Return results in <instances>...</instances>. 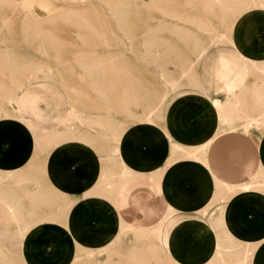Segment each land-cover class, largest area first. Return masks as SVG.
Returning a JSON list of instances; mask_svg holds the SVG:
<instances>
[{
  "label": "crops",
  "instance_id": "obj_1",
  "mask_svg": "<svg viewBox=\"0 0 264 264\" xmlns=\"http://www.w3.org/2000/svg\"><path fill=\"white\" fill-rule=\"evenodd\" d=\"M251 18L264 19V7L245 11L231 26L222 23V38L213 44L217 50L210 53L209 47L195 61L182 63L169 93L172 99L184 93L180 79L185 77L191 91L202 95L201 102L185 104L187 108L178 103L170 110L172 99L166 96L159 129L155 124L132 126L133 136L122 143L123 151L115 150L120 145L113 139L112 153L104 136L93 134L95 143L89 144L78 133L66 134L67 142L76 145L55 149L50 157L91 154L96 159L92 166L64 164L52 172L63 173L54 180L47 170L56 185L47 191L51 205L70 208L63 221H43L26 238V262L84 264L86 254L81 260L79 254L91 250L98 256L92 264H141L134 258L152 264V247L157 245L166 259L159 264H215L234 255L240 264H264V184L259 181L264 175V22L252 26L257 37L250 43L242 30L253 23ZM239 25L241 43L233 35ZM212 91L224 98H210ZM42 94L39 87L26 86L16 107L28 128L52 134L67 119L69 103L62 90L53 89L50 101ZM56 102L68 104L60 110ZM144 129H153L152 134L140 136ZM135 149L139 158L132 153ZM78 204L94 206L98 223L108 212V225H98L94 236L81 234L73 213ZM127 241L131 245L125 247Z\"/></svg>",
  "mask_w": 264,
  "mask_h": 264
},
{
  "label": "rangeland",
  "instance_id": "obj_2",
  "mask_svg": "<svg viewBox=\"0 0 264 264\" xmlns=\"http://www.w3.org/2000/svg\"><path fill=\"white\" fill-rule=\"evenodd\" d=\"M15 1H17L18 3ZM122 1L127 2V4L111 7L106 4V0H0V3L2 4H0V54L10 53L11 56L13 55L12 58L15 57V59L18 58L29 62L32 61L35 63L48 65L49 68L53 70L52 73L55 75V82L58 85V88L62 90L67 99V102L69 103L68 112L71 115L68 114L67 120L69 118L70 119L68 121L66 120L61 127L60 125H57L56 127L60 128L58 129L57 133L56 131L53 132L50 137L54 138L59 134L61 135V133H78V135L80 134L81 137L85 140L88 139L89 144H91V142L95 143L96 140V137L93 134H96L97 136H104V140L110 141V145H107V149L110 151V153H112V146L114 145L113 138L111 137L112 133L110 131H107L106 128H109L110 130H112L113 128L123 129L126 126L125 129L133 131V129L131 128L132 126L145 124L140 119L136 118V112L140 111L139 113H141L142 117L143 115H145V118H143L148 121L145 125L149 127L152 126V124H155V127L159 129L160 126L156 125L158 123V117L161 111L160 107H162L166 96L167 100H171L173 98L174 94L169 93V91L174 89L176 86L175 77H179L181 75L182 71L180 69L182 63L187 60L195 61L209 47V52L214 53L217 50L218 46L213 44H215L222 38V34L218 29V26H220L222 23H226L231 26L242 13L251 8H254L248 3L251 0H237V2L236 0H234L236 4H234L233 6V8L235 9H233V11L232 8H228L226 5H224L226 4V2L229 3L233 0H221L223 1V4H220L219 2L214 0L210 6H206L204 4V0ZM245 2L248 4L245 5ZM248 5L250 6V8L248 7ZM112 9L121 11V13H115L112 11ZM69 11H72L76 17V20L74 22L61 20L60 18L63 16V14H66V12L68 13ZM168 13L169 15H167ZM60 14L61 16H58ZM122 15L126 16V22H119L117 20V17ZM172 15H176L178 19L176 17L177 20H175V17L172 18ZM178 15H180V17ZM167 16H169L170 18ZM4 17L6 18L8 23L4 21ZM179 18H181L182 21H180ZM32 20L40 21L44 26V31L50 33L51 36L56 35L60 39V41L65 44L64 46L67 47V50H61V48H59V54L53 46L47 47L48 53H46V51L44 52L39 50L38 42H40V39L33 35L34 29L31 27L33 24ZM160 20L166 21H161L163 22L161 23ZM171 21L176 25L178 24L177 28L179 26L180 27L174 30V26H171L175 24H172ZM250 21H252L253 23L250 24L248 22V24L245 25L246 28L242 30V34L244 35V38H247L251 43V39L257 37V31L255 32V30L252 29V26L255 25L257 21L264 22V19L259 20L258 18H251ZM157 22L160 24H158ZM169 22L171 23V26ZM149 23H153V27H155H152L153 30H156V32H154V37H159H155L154 40H156L157 38L160 40H164H159L160 42L158 40L154 41H158L159 43H156L155 45L160 51V58H162L161 60L165 58L163 61L159 59L157 63L160 64L157 66L155 65V63L153 64V62L151 63L149 59H145V57H143L144 55L141 56L142 52L140 47V40L141 36L143 37V35L146 34L147 31L145 27ZM202 24L204 26H202ZM163 25H165V28L163 27ZM120 26L128 27L129 29H127V32H130L132 34L134 32V38L132 40L128 37L126 38V35L123 34V30L119 28ZM156 26L158 27L157 29H159L158 31H160L161 29L160 32L157 31ZM186 26L187 28H184ZM166 27L170 29L168 30L166 29ZM179 29L184 30L182 32L180 31L183 36L178 32ZM174 31H177V34H175ZM185 31H188L187 34H185ZM191 32L194 33L192 34ZM191 34L196 38H192ZM233 35L235 40L238 41V43H241V25L237 27ZM215 36L217 37V39ZM82 37H84V42H82ZM118 38H120V42H118ZM105 41H110L111 43H113L111 46H107L104 44ZM221 46H224V44H222ZM61 47L63 46L61 45ZM159 47L163 49H160ZM245 50H247V47L245 48ZM82 51L83 54L87 52V56L85 54L82 55L83 61L85 63L92 64L91 62L95 63L101 62L103 60V62H107L105 64L101 63L102 66L104 65L105 68H107L110 62L112 68L115 67L117 70L115 68H113L112 70V68L108 67L104 71L99 63L98 65L101 67H98V65H96L95 68V66H93L94 69H92L95 71L91 70L90 73L92 74L89 75V72L83 70L78 62V58L82 59V57H78L77 54L78 52L81 53ZM109 53L112 54L108 55ZM109 57H112L111 59H114L115 61H112ZM74 58H76L77 60ZM104 58L107 60L104 61ZM93 59L97 60L95 61ZM108 59L111 61H109ZM143 59L146 61H144ZM111 62L116 66H113L114 64H111ZM149 64H151L152 67ZM153 65H155L157 69ZM100 68L103 71L100 70ZM161 70H163V72ZM1 72L2 71H0V79L6 82L8 85L9 81L7 80V76L5 74H2ZM37 76L41 78L45 77L42 72H39ZM180 80L182 82V87H180V90L184 91V93L177 95L174 99L171 100L169 104L170 110H176L178 103L180 108H182L185 106V104L187 107H193L198 102H201L200 98L202 97V95L198 92L191 91L193 87L189 85L188 79L184 77ZM251 80H256V77H252ZM35 86L41 89L43 93L42 98H45V96H47V98H45V101H50L51 86ZM19 94L20 93H18V96ZM209 95L210 98H224V95L222 93H217L214 91L210 92ZM67 102H56L54 103V107L56 109L62 110L64 109V107H67ZM12 108H14L12 104H7V102L0 97V110L3 109L2 111H4V113L8 117H11L13 120H16L18 118L19 121H21L22 119L20 118L18 111H13L16 108ZM212 111L213 109L205 110L203 112L201 111V113L204 115L209 114ZM72 113H76L78 116L81 115L84 120L74 117ZM146 115L149 117H147ZM199 116L193 117L198 118ZM163 123L164 121L162 122V124ZM15 129H17V131H15ZM0 130V143L2 145L12 143L11 145H9V147L7 146L5 148V151H0V160L3 161L4 159V161H6L8 157L9 163L15 166L16 170H19L18 172L24 179L19 184L13 183L8 179V171L4 168H1L0 187L6 192L9 191L10 193H15L19 203H21V207H28V209H30V206H32L30 204L32 202L34 194L40 191L47 192L49 188L56 187V185L48 180L46 176L47 170L49 178L51 180H54L53 177L58 178V176L62 175L63 173L59 172L57 174H53L52 172L56 171L59 167L65 166L64 164H71L75 161H80L79 164H81L82 166L85 164L88 165V162L90 166H92V162L94 161V159H96L91 154L85 156L82 155V157H66L65 155H60L61 158L58 159V162V160L55 159L56 157H50V155L56 148L48 151H45V148L40 149L36 142L33 140V137L30 135V133H22L16 121H11L9 124H3L0 122ZM149 130L144 129L138 134L145 138V136L152 134L151 132L153 129ZM11 131H15L14 133H17V136L12 135V137L9 134ZM18 134H20L19 136L21 139L18 138ZM27 138H29V140H26ZM129 138L130 137L127 136L124 138L125 140L120 139L119 144L117 143V145L121 146V152L123 151L122 143L124 141H127ZM28 144L30 146H28ZM14 145H16L17 147L15 151L13 148H11V146ZM27 147H30V149H28ZM25 148L26 151H23ZM27 150H30L31 153ZM16 151L17 153H15ZM136 151L137 150L135 149V151H133L132 153L134 154L136 153ZM23 152L28 153L24 154ZM49 152H51V154ZM94 153L97 156V153L95 151ZM7 154L8 156L6 157ZM138 154L144 156V152H139ZM14 156H16L15 159L17 162L18 158L23 163L21 167L19 166V164H14V161L12 160ZM134 156L136 158H139L136 154H134ZM10 160H12V163L10 162ZM52 161H54L55 163H52ZM56 163L59 165L53 167L52 169L50 165H56ZM32 176L35 177L34 180H30ZM37 177H41L43 179L42 182ZM255 180H257V178ZM259 181L260 183L264 184V175L259 179ZM64 186L65 188H68L66 187L67 184L65 183ZM61 207L62 206H54L48 208V210L44 212L43 217L46 218L49 215L53 216L60 214L59 212H61ZM210 211H212V209L208 210L206 213H204V215L208 213L210 214ZM73 213H75L76 228L81 234L84 233V236H94V233H96V227L98 225H101L100 228H102V226L105 227V225H108L109 223L107 222V218L109 217L108 212H104V221H101L100 223L96 221L98 212H95L94 206L78 204L73 208ZM101 216L103 215L101 214ZM0 218V233L5 232L6 230V232L10 233L7 234L8 236L13 235L14 233L16 234L19 232H25V230L23 229L25 227H22V225L16 220V222L14 220L10 221L6 229L2 221V216ZM56 225L62 227L59 224ZM105 231L107 232L108 230ZM7 236L3 235L2 237L5 238ZM16 239L17 238H14L12 240L14 241V243L12 241L8 242V254L13 259L15 258L16 260H19L20 251L18 250L20 249V247H22V245L24 246L26 244L27 240L23 238L19 245L18 240ZM129 245H131V243L130 241H127L125 247H128ZM21 249H23V247ZM152 249V264H159V262L162 261L166 262V259H164V257L162 256V251L159 246L154 245ZM127 250L125 249V251ZM126 254L127 252L125 253V255ZM93 255L94 257L92 255L88 256L93 259L95 257H98L97 254L96 256L95 254ZM104 256L105 254L103 253V257ZM86 257L84 258L87 259L88 262H84V264H92V262L89 263V260L93 259ZM134 260H137V263H145V261L141 258H134ZM219 263L240 264L241 258L239 257V255H234L233 257H230L227 262L225 260L217 259L215 264Z\"/></svg>",
  "mask_w": 264,
  "mask_h": 264
},
{
  "label": "bare ground",
  "instance_id": "obj_3",
  "mask_svg": "<svg viewBox=\"0 0 264 264\" xmlns=\"http://www.w3.org/2000/svg\"><path fill=\"white\" fill-rule=\"evenodd\" d=\"M22 1V0H21ZM205 1V5L206 6H210L212 3H213V1L214 0H204ZM215 1H217V2H219L220 4H223V1H221V0H215ZM242 1V0H241ZM245 1V0H244ZM15 2H17V1H15ZM236 2H237V0H236ZM240 2V1H239ZM18 3V2H17ZM249 3V5L250 6H253L254 8L255 7H264V0H251V1H249L248 2ZM248 3H246L245 2V5L246 4H248ZM1 4V3H0ZM9 4V3H8ZM106 4L107 5H109V6H111V7H116V6H119V5H125V4H127V2H125V1H122V0H106ZM158 4V3H157ZM156 4V5H157ZM208 4V5H207ZM234 4H236L235 2H234V0L233 1H230L229 3H227L226 2V4H224V5H226L228 8H232V11H233V6H234ZM2 5V4H1ZM20 5V4H19ZM248 5V7L250 8V6ZM26 6V5H25ZM159 6V5H158ZM225 7V6H224ZM226 8V7H225ZM235 10V9H234ZM112 11L113 12H115V13H118V12H120L121 13V11H118V10H115V9H112ZM1 12V11H0ZM167 13V12H166ZM166 13H165V15H166ZM82 14V13H81ZM170 14H172V13H170ZM174 14H176V13H174ZM140 15V14H139ZM167 15H169V13L167 14ZM58 16H61V14L60 15H58ZM85 16V15H84ZM89 16V15H88ZM179 17H180V15H178ZM86 17V16H85ZM94 17V16H93ZM92 17V18H93ZM159 17V16H158ZM157 17V18H158ZM167 17H169V16H167ZM173 17H175V20H177L178 19V17L176 16V15H172V18ZM176 17H177V19H176ZM5 18V17H4ZM61 18V20H65V21H72V22H74L75 20H76V17H75V15H74V13L72 12V11H69L68 13L66 12V14H63V16L62 17H60ZM95 18H96V16H95ZM153 18V17H152ZM157 18H155V19H157ZM161 18V17H160ZM159 18V19H160ZM170 18V17H169ZM91 19V18H90ZM98 19V18H97ZM180 19V21H182L181 20V18H179ZM42 20V19H41ZM46 20H48V19H46ZM51 20V19H50ZM117 20L119 21V22H126L127 21V18H126V16L125 15H122V16H118L117 17ZM138 20V19H137ZM185 20V19H184ZM183 20V21H184ZM4 21L5 22H7V20H6V18L4 19ZM33 21V20H32ZM140 21V20H139ZM161 21H166V20H160V22ZM169 21V20H168ZM29 22V21H28ZM8 23V22H7ZM32 23V22H31ZM156 23V22H155ZM158 23V22H157ZM161 23H163V22H161ZM167 23V22H166ZM170 23V22H169ZM168 23V24H169ZM171 23L172 24H175V23H173L172 21H171ZM171 23H170V26H171ZM181 23V22H180ZM118 24V23H117ZM158 24H160V23H158ZM165 24V23H164ZM1 25V24H0ZM162 25V24H161ZM178 25V24H177ZM177 25L175 24V25H172L171 27H173V29L174 30H176V29H178L177 28ZM154 25H153V23H149L148 25H146V27H145V29H146V34H144L143 35V37L141 36V40H140V47H141V52L143 53H141V56H143V57H145V59H149V61L152 63L153 62V64L155 63V65L157 66V65H159L157 62L159 61V59L161 60L162 58H160V51H159V49L157 48V46L155 45L156 43L157 44H159L158 43V41L160 40V39H158L159 37L158 36H155V37H158L156 40H158L157 42H154V41H156V40H154L155 39V37H154V32H156V30H153V28H155V27H153ZM158 26V25H157ZM156 26V29L158 28ZM167 26V25H166ZM198 26V25H197ZM202 26H204L203 24H202ZM3 27V26H2ZM33 29H34V33H33V35L34 36H36V37H38L39 39H40V42H38V49L39 50H41V51H46V53H48V48L47 47H49V46H53L56 50H57V53L59 54L60 53V50H59V48H61V50H67V47H65L64 45L65 44H63V42H61L60 41V39L56 36V35H54V36H51V34L50 33H48V32H45L44 31V26L42 25V23L40 22V21H38V20H34L33 21V24H32V26H31ZM153 27V28H152ZM162 27V26H161ZM160 27V28H161ZM163 27L165 28V25H163ZM52 28V27H51ZM55 28V27H54ZM119 28H121L122 30H123V34H125L126 35V38L128 37L129 39H133L134 38V35H135V33L133 32V34L132 33H130V32H127V29H129L128 27H119ZM183 28V27H182ZM184 28H187V26L186 27H184ZM206 28H207V26H206ZM3 29V28H2ZM2 29H1V31H2ZM49 29H50V27H49ZM48 29V30H49ZM166 29H170V28H167L166 27ZM199 29H200V27H199ZM201 29H203V28H201ZM210 29V28H209ZM4 30H5V28H4ZM159 29H157V31H158ZM164 30V29H163ZM172 30V29H171ZM170 30V31H171ZM186 30V29H185ZM188 30V29H187ZM56 31V30H55ZM160 31H161V29H160ZM160 31H158V32H160ZM182 31H184V30H178V32L180 33V35H182V33L181 32ZM191 31V30H190ZM204 31V30H203ZM207 31H208V29H207ZM54 32V31H53ZM175 32V31H174ZM177 32V31H176ZM175 32V34H177ZM188 32V31H187ZM187 32L185 31V34H187ZM215 32V31H214ZM213 32V33H214ZM31 33V32H30ZM55 33V32H54ZM145 33V32H144ZM179 33H178V35H179ZM192 33V32H191ZM194 33V32H193ZM192 33V34H193ZM206 33V32H205ZM208 33V32H207ZM53 34V33H52ZM172 34V33H171ZM184 34V35H185ZM192 34H191V36H192ZM189 35V34H188ZM198 35V34H197ZM91 36V35H90ZM121 36H123V35H121ZM183 36V35H182ZM36 37H34V38H36ZM101 37H102V35H101ZM117 37V36H116ZM154 37V38H153ZM187 37V36H186ZM195 36H192V38H194ZM209 37V36H208ZM216 37V36H215ZM83 38L84 37H82V42H84V40H83ZM95 38V37H94ZM93 38V39H94ZM188 38H190V37H188ZM196 38V37H195ZM200 38V37H199ZM119 40H118V42H120V38H118ZM216 39H217V37H216ZM128 40V39H127ZM122 41V40H121ZM160 41H164V40H160ZM159 41V42H160ZM184 41V40H183ZM212 41V40H211ZM213 41H214V39H213ZM133 42V41H132ZM113 43V42H112ZM112 43L110 42V41H105V45H107V46H111L112 45ZM131 44V43H130ZM61 45L63 46V47H61ZM132 45V44H131ZM169 45V44H168ZM159 46V45H158ZM161 47V46H160ZM159 47V48H160ZM63 48V49H62ZM169 48V47H168ZM160 49H163V48H160ZM3 51V50H2ZM1 51V52H2ZM6 51V50H5ZM171 51H173V50H171ZM7 52H9V51H7ZM11 52V51H10ZM77 52V51H76ZM164 52V51H163ZM162 52V53H163ZM165 53V52H164ZM85 55L87 54V52L86 53H84ZM83 54V51L81 52V53H79L78 52V54H77V56L78 57H82V55H84ZM112 53H109L108 55H111ZM163 55V54H162ZM176 55H177V53H176ZM13 56V55H12ZM12 56H11V54L9 53V54H0V71H2L1 73L2 74H5L6 76H7V80L9 81V84L7 85V83L6 82H4V81H2L1 79H0V97L1 98H3L6 102H7V104H12L13 105V107L14 108H16V109H14V108H12V109H14L13 111H16L17 110V103H18V93H20L21 92V89H23L24 87H26V86H28V85H30V84H35V85H40V86H45V87H49V86H51V90H50V92L53 90V89H59L58 88V85L56 84V82H55V75L52 73L53 72V70L51 69V68H49V66L48 65H46V64H40V63H35V62H32V61H26V60H23V59H18L17 57V59H15V57L14 58H12ZM59 56V55H58ZM87 56V55H86ZM78 57H76V58H78ZM85 57V56H84ZM164 57V56H163ZM76 58H74V59H76ZM106 58H108V57H106ZM110 58V57H109ZM112 58V57H111ZM110 58V59H111ZM103 59V58H102ZM165 58H163V60H164ZM77 60V59H76ZM86 60V59H85ZM93 60H97V59H93ZM105 60H107V59H105L104 58V61ZM109 60V59H108ZM112 60V59H111ZM111 60H109V61H111ZM144 60V59H143ZM163 60H161V61H163ZM87 61V60H86ZM112 61H115L114 59L112 60ZM144 61H146V60H144ZM78 62H79V65L82 67V69L83 70H85V71H87V72H89L88 74L90 75V74H92V73H90V71L91 70H93L94 69V67L93 66H95V68H96V65H98L99 63V65H101V63L102 64H105L106 62H103V60L101 61V62H95V63H93V62H91L92 64H87V63H85L84 61H83V57H82V59L81 58H78ZM84 62V63H83ZM148 62V61H147ZM116 63V62H115ZM77 64V63H76ZM111 64H114V63H112L111 62ZM98 65V67H101V66H99ZM150 66H151V64H149ZM155 65H153V66H155ZM162 65V64H161ZM107 66V65H106ZM113 66H116L115 64L113 65ZM155 66V67H156ZM163 66V65H162ZM79 67V66H78ZM108 67H110V68H112V65H110V62H109V66ZM107 67V68H108ZM152 67V66H151ZM154 67V68H155ZM93 68V69H92ZM107 68H105V66L103 65L102 66V69L105 71ZM113 68H115V67H113ZM113 68H112V70H113ZM160 68H161V66H160ZM101 68H100V70H102ZM116 69V68H115ZM156 69H157V67H156ZM97 70H99V69H97ZM102 70V71H103ZM117 70V69H116ZM159 70V69H158ZM84 71V72H85ZM93 71H95V70H93ZM108 71V70H107ZM110 71V70H109ZM162 72H163V70H161ZM39 72H42L44 75H45V77H43V78H41V77H38L37 75H38V73ZM115 72V71H114ZM103 73V72H102ZM165 73V72H164ZM105 74H106V72H105ZM164 75V74H163ZM31 77V78H30ZM24 78H26V79H24ZM28 78H30V79H28ZM60 90V89H59ZM125 100V99H124ZM127 100V99H126ZM131 100V99H130ZM129 100V101H130ZM136 100V99H135ZM5 103V102H4ZM134 107V106H133ZM161 108V107H160ZM162 108H163V106H162ZM3 110V109H2ZM2 110H0V122L1 123H3V124H9L11 121H16V123L19 125V127H20V129H21V131H22V133L24 134H27V133H30V135L33 137V140L36 142V144L39 146V148L40 149H44L45 148V151H48V150H51V149H61V150H65L66 148H71L73 145H76L75 143L74 144H72V143H69V142H67V139H69V137H67L66 136V133H61V135L59 134L58 136H56V137H50V135H51V133L50 132H37V131H33V130H31L30 128H28L26 125H24V123L22 122V120L21 121H19V119L17 118L16 120H13L11 117H8L5 113H4V111H2ZM18 111V110H17ZM140 112V111H139ZM139 112H136V118H138V119H140L142 122H144L145 124H147V120L146 119H144L145 118V115H143V117L141 116V113H139ZM69 114V113H68ZM146 114V113H145ZM69 115H71V114H69ZM72 115L74 116V117H77V118H79V119H81V120H84L83 119V117H81V115L80 116H78L76 113H72ZM147 116V115H146ZM156 116V115H155ZM18 117V116H17ZM147 117H149V116H147ZM146 117V118H147ZM15 119V118H14ZM44 119V118H43ZM70 119V118H69ZM68 119V120H69ZM72 119V118H71ZM67 120V119H66ZM65 120V121H66ZM67 120V121H68ZM73 120V119H72ZM72 122V121H71ZM67 123V122H66ZM69 124V123H68ZM144 124V125H145ZM13 125V124H12ZM129 126H131V125H129ZM124 127V126H123ZM125 128H126V126H125ZM125 128H119V129H115V128H113L112 130H110L109 128H106V130L107 131H110L112 134V138L113 139H116V140H120V139H124L125 137H132L133 136V131H131V130H127V129H125ZM17 129H19V128H17ZM17 129H15V131H17ZM64 130V129H63ZM1 131V130H0ZM14 131V132H15ZM57 131L58 130H56V133H57ZM14 132H10L9 134L12 136V135H16L17 136V133H14ZM20 132V131H19ZM18 132V133H19ZM5 134H7V133H5ZM22 134V135H23ZM20 134H18V136H19ZM77 135V134H76ZM109 135V134H108ZM6 136V135H5ZM7 137V136H6ZM9 137V136H8ZM13 137V136H12ZM12 137H10V138H12ZM18 138H20V136L18 137ZM15 139V138H14ZM21 139V138H20ZM23 139V138H22ZM8 140H9V138H8ZM24 140V139H23ZM26 140H29V138H27ZM125 140V139H124ZM24 142V141H23ZM22 142V143H23ZM26 142V141H25ZM28 142V141H27ZM12 143H8V144H1L0 143V151H5V148L8 146L9 147V145H11ZM86 144V143H85ZM84 144V145H85ZM172 144V143H171ZM174 144H175V142H174ZM25 145V144H24ZM72 145V146H71ZM116 145V144H115ZM26 146V145H25ZM28 146H30L29 144H28ZM37 146V147H38ZM71 146V147H70ZM23 147V146H22ZM11 148H13L14 149V151H15V149H17V147H16V145H14V146H11ZM11 148H10V150H11ZM28 149H30V147H27ZM172 148V147H171ZM7 149H9V148H7ZM12 149V150H13ZM21 149H23V148H21ZM47 149V150H46ZM118 149H120L121 150V148H120V146L118 147V146H116L115 147V150L117 151ZM8 151V150H7ZM23 151H26V148L23 150ZM27 151H30V150H27ZM37 151V150H36ZM14 153V152H13ZM15 153H17V151L15 152ZM24 153V152H23ZM26 153V152H25ZM24 153V154H25ZM28 153V152H27ZM26 153V154H27ZM30 153H31V151H30ZM50 154H51V152H49ZM10 155H12V154H10ZM29 155V154H28ZM32 155V154H31ZM4 156H5V154H4ZM8 156V154L6 155V157ZM17 156V155H16ZM16 156H14V158L12 159L13 161H14V164H19V166L21 167L22 165H23V163L20 161V159H18L17 158V160H18V162L16 161ZM5 157V158H6ZM10 157H12V156H10ZM11 159V158H10ZM6 160V159H5ZM12 160H10V162L12 161ZM8 161V157H7V160L6 161H4V159H3V161L2 160H0V169L1 168H4V169H6L7 171H8V173H9V175H8V179L9 180H11V182H13V183H21L24 179H23V177H22V175H20V173L18 172L19 170H16L15 168V166H13L12 164H10L9 163V161ZM27 162V161H26ZM12 163V162H11ZM26 165H27V163H26ZM105 165V164H104ZM24 167V166H23ZM28 169V168H27ZM132 172V171H131ZM24 175V174H23ZM124 176H126L127 175V172H125L124 174H123ZM34 178L35 177H33L32 176V178H30V180H34ZM41 182H42V178L41 177H37ZM22 187V186H21ZM3 188V187H2ZM26 188V187H25ZM50 189V188H49ZM51 199H52V195L51 194H49V193H47V192H44V191H40V192H38V193H36V194H34V197H33V199H32V202H31V204L30 205H32V206H30V209H28V207H21L20 205H21V203H19V201H18V199H17V197H16V194L15 193H10L9 191H5V190H3V189H1V187H0V215L2 216V221H3V224L5 225V227H6V229H7V225H9V222L10 221H12V220H16L17 222H19L21 225H22V227L24 226L25 228H23L24 230H25V232H22V233H20L19 231V233H14L13 235H8L7 236V234H10V233H8V232H6V230H5V232H2V233H0V264H30V263H28V262H26V260L24 259V257H23V253H24V251L28 248V244H27V242H26V244L23 246L22 244V247H23V249H21L22 247H20V249L18 250V251H20V259L19 260H16L15 258L13 259L9 254H8V242H10V241H12L14 238H17L16 240H18V243H19V245H20V243H21V240L24 238L25 240H27L26 238H28L29 237V235H31L33 232H34V230L36 229V227L40 224V223H42L43 221H63L64 220V217H66L65 215H66V213H67V211H69L68 209L70 208L69 206H62V205H60V206H62L61 207V212H59L60 214H58V215H53V216H47L46 218L45 217H43L44 216V212L46 211V210H48V208H51V207H54V206H52L51 205V203L50 202H52L51 201ZM58 202V201H57ZM61 203H62V201H60ZM60 202H59V204H60ZM25 203V202H24ZM27 203H30V202H27ZM53 204V203H52ZM27 206V205H26ZM55 206H57V205H55ZM71 206V205H70ZM40 211H39V210ZM0 216V217H1ZM0 221H1V218H0ZM15 221V222H16ZM63 223V222H62ZM12 234V233H11ZM3 235H5V236H7V237H5V238H3L2 236ZM13 243H14V241H12ZM12 244V243H11ZM16 244V243H15ZM107 249V248H106ZM15 250V249H14ZM13 250V251H14ZM16 251V250H15ZM106 251V250H105ZM17 252V251H16ZM85 252V253H84ZM84 253V254H83ZM87 253H89V256L90 255H92L93 257H94V253H92L91 254V250H89V252H87V251H83L82 253H80L79 254V260H81V258H83L84 257V255H85V257L87 256V257H89L88 256V254ZM96 254L97 253H95V256H96ZM83 255V256H82ZM14 256V255H13ZM86 257V258H87ZM89 258H91V257H89ZM85 259V258H84ZM83 259V260H84ZM91 259H93V258H91ZM95 259V258H94ZM89 261H92V260H89ZM90 263V262H89ZM140 263V262H139ZM144 263V262H143ZM141 264H142V262H141Z\"/></svg>",
  "mask_w": 264,
  "mask_h": 264
}]
</instances>
